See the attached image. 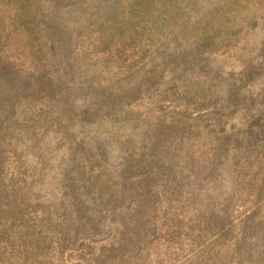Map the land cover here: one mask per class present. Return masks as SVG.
<instances>
[{"label": "rangeland", "instance_id": "374dc122", "mask_svg": "<svg viewBox=\"0 0 264 264\" xmlns=\"http://www.w3.org/2000/svg\"><path fill=\"white\" fill-rule=\"evenodd\" d=\"M0 264H264V0H0Z\"/></svg>", "mask_w": 264, "mask_h": 264}]
</instances>
